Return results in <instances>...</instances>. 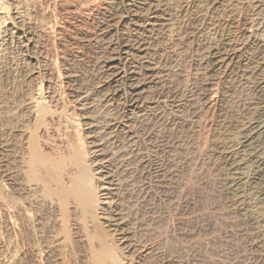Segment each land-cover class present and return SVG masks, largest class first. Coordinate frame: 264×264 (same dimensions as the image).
<instances>
[{"label": "rangeland", "instance_id": "obj_1", "mask_svg": "<svg viewBox=\"0 0 264 264\" xmlns=\"http://www.w3.org/2000/svg\"><path fill=\"white\" fill-rule=\"evenodd\" d=\"M110 1L0 0V264H264L226 194L220 152L248 94L211 68L208 45L197 40L218 31L235 41L250 27L264 42V22L247 21L254 0L214 9L213 0H172L171 25L134 34L147 42L145 53L128 56L146 85L135 109L124 101L129 83L110 82L102 71L111 40L121 37ZM22 31L27 45L17 40ZM88 130L113 155L117 188L109 202L125 220L129 252L101 218ZM78 174L83 205L60 197Z\"/></svg>", "mask_w": 264, "mask_h": 264}, {"label": "bare ground", "instance_id": "obj_2", "mask_svg": "<svg viewBox=\"0 0 264 264\" xmlns=\"http://www.w3.org/2000/svg\"><path fill=\"white\" fill-rule=\"evenodd\" d=\"M254 1H253V5L251 4L252 6H250V12H251L250 15L247 14L248 15L247 21L258 20L260 22L261 21L264 22V6H263V4H261L262 2L257 3ZM110 2H112V0ZM194 2H195V0H194ZM171 3H172V0H171V2L169 0H113V4L116 8V11L118 12L116 31L118 32L117 34H120L121 37L119 39V38H116L115 36H113L116 39L114 38L115 40L112 39L110 42L111 44L109 45V48L111 51L110 50H108V51L111 52V54H110V56H108L109 54L107 55L108 60H105L104 65H103L104 70H102V71H103V73L105 72V74L107 73V77L109 76L108 78H110V82H121V83L122 82H125V83L128 82L129 83V88L127 90L128 93L126 92L127 93L126 100H124V101H127V99H128V101H129L128 105L130 108L135 109V107H138L141 104L142 92L146 86L145 84L141 85L139 83L140 81L136 80V78L134 76L135 74L133 75L134 71H132L135 67L133 66V64L130 65V62H128V56L130 55V53H131V55L133 53H135L134 57L139 56V55L143 54V52L146 50V47H147L146 46L147 42L145 40H143L144 38L141 39L142 37L141 38H138L137 36L134 37V34L138 35L139 33H149L150 31H153L156 28L160 29V28H164L166 26L171 25L170 22L173 21V19L171 18L172 14H174V13L176 14V11L178 12L177 8L173 7V5ZM211 4H210L211 5L210 7L213 6V9L220 7V6L222 7L224 5V0H213V3H211ZM202 6H204V5H202ZM207 6H209V5H207ZM196 8H199V7H196ZM197 10H196V12L198 13ZM228 10H230V8ZM204 11H205V9H204ZM213 12H215V11H212V13ZM114 15H116V14H114ZM213 15H215V14L213 13ZM218 15H220V14H218ZM218 18H219V16H218ZM171 19H172V21H171ZM108 21H109V19H108ZM112 21H116V20L113 19ZM229 22L230 21H228V20L226 21V23L228 24V28L231 25ZM216 23H217V21L215 22V24ZM202 24H204V23L202 22ZM215 24H214V26L212 25L214 27V30L217 27ZM218 24H219V22H218ZM108 26H110V25L108 24ZM195 26H197V25H195ZM231 27L233 28V26H231ZM111 28H113V27H111ZM249 28L250 27L247 28L246 33L243 34L242 38H239L235 41H230L229 37H227L228 34L226 36L224 34L223 35L217 34L218 33L217 30H216L217 32H215V33L213 32V34L211 36H210V34H208L209 32L207 34H203L201 32V33H199V39H197V40H199L203 45L204 44L208 45V47H207L208 49L205 47L207 49L205 58H206V62H208V64H210L211 68L216 70V71L222 72L223 75L226 77L235 78V81H237L236 84L238 86H242V88H244V90L246 89L245 93L248 94L247 95L248 97L245 96V98L246 97L247 98L244 101L240 112H238L237 118L235 117L236 120L234 122V126L232 127V131H231L232 138L229 139V141L226 145L224 143L225 146L223 147V149H221L222 151H220V152L222 155L224 170L226 172V175H225L226 177H224L226 180V184H227L226 194L231 197L230 198L231 201L234 202L235 207H236L237 211L239 212L238 215L241 214V216L243 217L242 219H244L243 221H245L244 223H246V225H248V227L250 228V229L248 228V233H247L249 235L248 237L252 240V244H253L252 247L256 250L258 256L261 257L262 255H264V42L256 39L255 36L253 35L252 29L249 31ZM106 29H105V31L103 29L102 30L104 31L103 35L104 36L106 35V37H107V36H109V32H108V29L107 30ZM209 30H211V29H209ZM177 31L178 30H176V32ZM183 36L184 35H182V38H180V39H183ZM117 37H118V35H117ZM99 38H100V36H99ZM109 38H112V37H109ZM258 38H260V37H258ZM21 39H23L25 41L26 45H27V43H30L29 33H26V31H25V33L22 34L21 37L17 38V40L19 42ZM103 44L105 45V43H103ZM177 44L178 43H176V45ZM198 46H199V44H198ZM167 53H169V52H167ZM199 55H200V53H199ZM101 59H103V58H101ZM105 59H107V58H105ZM129 60L131 61V58ZM132 61H134V60H132ZM141 61H143V60H141ZM200 62H201V60H200ZM122 64H123V70H122V67L120 68V66H122ZM144 66H145V72L144 73L150 74L152 72V69L149 68L150 67L149 64L146 62V64ZM198 68H200V67H198ZM128 69L130 71H127ZM207 70H208V68H207ZM141 71H143V70H141ZM153 71H154V68H153ZM136 72H137V70H136ZM138 72H140V71H138ZM144 73H141V74H144ZM145 74H144V77L146 76ZM220 75H221V73H220ZM104 78H105V76H104ZM137 78H139V77H137ZM160 78H162V77H160ZM233 78H231V79H233ZM143 79L144 78H141V80H143ZM145 79H147V78H145ZM207 79H208V77H207ZM210 79H211V77H210ZM73 85H74V83H73ZM111 86L113 87V84ZM160 87H161V85H160ZM122 89H123V87H122ZM146 89H145V91H146ZM122 91H124V90H122ZM199 92H202V91H199ZM161 93H162V91H161ZM157 96H160V95H157ZM40 97H42V96H40ZM207 97H209V96H207ZM76 98L77 97H75V100L73 99L74 102L76 101ZM201 98H203V96ZM39 100H40V98H39ZM78 100H77V102H78L77 104L81 107V109H83L85 111L87 109V106H86L87 101L85 102L84 99H82V98H81V100H79V101ZM151 100H152V98H151ZM209 100H207V102ZM37 103H39V101ZM42 103L44 104L43 101H42ZM93 103H94V100H93ZM205 103H206V101L204 102V104ZM210 103H212V102H210ZM140 106H142V105H140ZM193 106H195V105H193ZM91 109H92V107H91ZM79 110H80V108H79ZM100 112H102V111H100ZM87 113H88V111H87ZM129 119L130 118H128V120ZM88 120H89V118H88ZM89 123H92V122H89ZM87 124H85V125H87ZM95 124H96V122H95ZM90 127H92V125ZM96 127H98V125ZM126 127H127V125H126ZM99 128H97V129H99ZM101 131H103V130H101ZM101 131H99V132H101ZM89 133L90 132L88 130V134L87 135L84 134V135H86V138L88 140V142L87 141L86 142L88 145L89 152L91 153V157L93 159L92 161L94 164L92 166H94V175L96 176L95 179L97 178L98 181L100 182V184H98L99 189L98 188L97 189L99 190V192H101V199H102L101 202L99 201L100 202L99 203V209L101 210L100 213L102 215L101 218H102V220L107 221L108 226L112 227L113 231L115 232L114 234H116V236L119 237V238H117V242H118L117 244H119L120 246L123 247L121 249L122 250L126 249L125 252H129V250L131 248L129 247V244L126 241L128 239H125L126 237L124 236L127 233H125V234L123 233V230H127L126 229L127 227L122 230V227H124L123 225H124L125 220L123 221V218H121L122 216L120 217L119 213L116 211V209L118 207L115 209L116 205L112 204L111 201L109 202V199L111 200L112 198H114V191H116V188H117V181H116L115 177H113V175H116V174H113L114 173L112 170L113 165L111 166V162H112L111 156H113V155L110 156L109 155L110 153H107L105 151L106 149H104V147H103L105 144L103 145L102 140L98 139L99 137L96 138L92 133H90L91 135ZM101 133H103V132H101ZM109 133H110V131H109ZM116 134H117V132H116ZM113 135H114V133H113ZM129 136L127 137V139L129 138ZM104 140H106V139H104ZM147 170H149V169H147ZM119 176H121V174ZM4 178H5V176H4ZM11 178L12 177H10L9 179L11 180ZM84 180L85 179H84V177H82L81 174H78V176L77 177L75 176L73 179H71V177H70L69 178V188H67L65 186H62L60 188L61 200L63 199V201H64L65 198L68 197V198H72L74 200L79 201V203L83 205L86 202L85 201V193L87 192L85 190V186L82 183V181H84ZM71 183H74V185L71 186ZM117 192H118V190H117ZM86 195H87V193H86ZM110 204H112V205H110ZM116 204H119V203H116ZM109 209H114V210H111V212H110ZM107 210H108V212H107ZM107 214H108V216H107ZM107 217H109V218H107ZM128 238H130V237H128ZM132 253H134V252H132ZM126 255H127V253H126ZM132 257H133V255H132ZM124 258H126V256Z\"/></svg>", "mask_w": 264, "mask_h": 264}]
</instances>
